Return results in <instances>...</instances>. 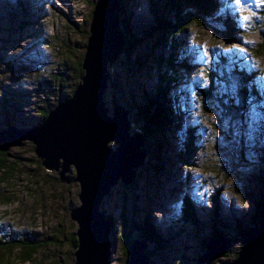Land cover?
I'll return each instance as SVG.
<instances>
[{
    "label": "rangeland",
    "instance_id": "374dc122",
    "mask_svg": "<svg viewBox=\"0 0 264 264\" xmlns=\"http://www.w3.org/2000/svg\"><path fill=\"white\" fill-rule=\"evenodd\" d=\"M98 1L0 0V141L11 144V172L0 183V238L11 248L0 249V264H76L78 223L71 210L81 205L80 184H64L58 172L45 169L26 131L42 123L41 110L56 108L82 82L76 67L87 52ZM162 1L120 0L127 44L108 64L111 78L104 101L110 115L115 105L128 112L134 123L130 134L135 135L142 130L134 121V104L155 100L162 74L170 80L166 95L177 97L173 107L179 105L181 117L172 126L165 122L159 135L154 129L142 131L145 163L134 167L130 184L119 179L101 202V212L114 222L109 264H128L124 221L142 222L147 215L161 236L159 247L151 246L153 264H199L206 239L219 231L235 243L225 256L202 264L231 263L242 246L238 232L243 228L238 226H254L264 201V102L258 104L264 100V0H215L211 16L181 28L174 53L169 42L141 36L153 27L157 14L173 22L174 7L162 8ZM175 3L182 4V11L195 7L186 0ZM227 18L230 32L216 29V22L223 27ZM162 55L171 62L159 63ZM185 61L190 67L183 66ZM248 70L256 78L247 86L259 98L248 93L243 116L231 122L218 99L229 104L237 100L239 77L234 73ZM206 93L215 98L208 100ZM108 146L118 144L112 140ZM70 176H76L74 166ZM20 240L42 244L34 260L22 261L16 247Z\"/></svg>",
    "mask_w": 264,
    "mask_h": 264
},
{
    "label": "water",
    "instance_id": "95a60500",
    "mask_svg": "<svg viewBox=\"0 0 264 264\" xmlns=\"http://www.w3.org/2000/svg\"><path fill=\"white\" fill-rule=\"evenodd\" d=\"M119 6L120 0L97 2L83 59L82 82L73 96L60 101L40 126L26 131L45 169L58 172L64 184H80L81 205L71 210L78 223L76 264H109L112 220L101 212V202L119 179L130 184L136 174L134 167L147 159L141 151L142 131L130 134L134 123L128 120V112L115 105L110 115L104 101L111 78L108 64L115 62L124 47L117 19ZM11 130L12 127L7 133ZM112 140H116V148L108 146ZM10 145L8 139L1 138L0 151L7 152ZM73 166L75 177L70 176ZM238 236L242 238V248L236 259L227 264H264V205L259 222L243 228ZM231 244L223 237L212 239L199 264L224 255ZM147 248L149 245L134 233L129 241L128 264H149L144 252Z\"/></svg>",
    "mask_w": 264,
    "mask_h": 264
},
{
    "label": "trees",
    "instance_id": "16d2710c",
    "mask_svg": "<svg viewBox=\"0 0 264 264\" xmlns=\"http://www.w3.org/2000/svg\"><path fill=\"white\" fill-rule=\"evenodd\" d=\"M175 1L176 0H170L167 3L166 0H163L162 6H161L162 8L174 7V14H173L174 20H173V22H171V20H167L166 17L162 16V14H157L155 24L153 25V27L151 29H147L146 31H142V33H141V36L143 39H146L148 37H155V39H157V40L160 39V41L164 44H167L169 42L168 47L171 48L173 53L175 52V49L177 50L180 47L181 41L178 40L177 36H178L181 28H185L188 24L193 23V22H197L199 24L202 23V21L207 19V18H204L202 15H204L206 17L211 16L212 14H211L210 10L213 9L214 3H215V0H186V1L193 2L195 7H194V9H191V10L187 9V10L182 11V4H180V3L176 4ZM215 6H216V4H215ZM197 9L202 10L203 13L198 12ZM119 16L120 15L118 14L117 19H118L119 23L121 24L120 30L122 31V33L124 35V33H126V29L124 27V22L122 20H119ZM217 18H220V14H219V16H217ZM225 22H226V25L223 24V27L221 26L220 22H216V24H217L216 29H219V28L223 29L224 28L226 30V28H227V30L230 32V28H231L230 20H228V18H227L225 20ZM161 31L169 33L170 38L167 39V37L163 36L161 34ZM138 36H140V34ZM123 41H124V46H125L127 44V38H123ZM136 44H137V41H136ZM262 49L260 48L257 50L259 54L262 53ZM173 53H172V56H174ZM158 58L160 61L159 63H163V61H165L166 63L171 62L170 59H167L163 55L158 57ZM173 66H174V64H173ZM183 66L185 68L190 67L189 63H187L186 61L183 62ZM76 68L79 72V75L83 76L85 73V71L83 69V61L80 62L79 66H77ZM170 68L172 69V67H170ZM214 73L215 72H213V75H214ZM218 74L219 73H217V75ZM235 74L239 77V90H238L237 100L232 101L231 104H229V103H226V101L224 99H221V98L218 99V101L223 105V108L225 109L226 116L232 115L231 117H229V120L231 122H237L243 116L244 107L246 105L247 100L250 98L248 93L251 94V96L255 95L254 97L257 100L259 98V92L257 90H254V89L252 91L247 86V83H249L252 79L256 78L255 72L253 70H248L247 73H245L244 71H241L239 73L238 72L234 73V75ZM234 75L232 74V75H230V77L232 78ZM54 79H55V81L58 82L59 85H62V83H63L62 77L57 76ZM213 79H214V77H213ZM213 79L211 80V83H213ZM158 80L159 81L155 85V89L157 90L155 100L154 101L149 100V101L145 102L144 104L142 103L141 105H137V103L134 104L135 106H137V111L135 113L136 117L134 118V121L140 125L139 128L146 134L153 132L152 130L154 129V130H156L155 134L159 135L160 131L164 128L163 124H165V122H167L168 125L170 124V126H172L174 124V121L179 120V118L181 117L179 105L176 107H173V105H176L177 97L175 98V96L173 95V98H170V97H168V95H166L167 94V85L170 84V80L168 78H165L162 74L158 75ZM236 82H238V81H236ZM49 87L50 86L47 85L46 91H49L48 90ZM205 96L208 100H212L215 98V95L213 93H206ZM263 102H264V100L259 99L258 104L263 103ZM50 111H51L50 109L49 110H41L39 115H41L42 122L47 118ZM40 125H38V126H40ZM157 130H160V131L157 132ZM189 143H191V141H188L186 143V145H184V153L186 155H188V152L191 150ZM141 151L144 152L142 150V148H141ZM180 159L182 160V159H186V158H184L183 155L180 154ZM185 163H188L187 159L185 160ZM10 172L11 171H10V163H9V152L0 151V178H1L0 183L5 182L6 180L9 179V173ZM7 199H9V198H7ZM185 203L188 204L187 201ZM263 205H264V201L258 207L257 217H256L254 225L257 222H259V220H260V210H261ZM191 208L193 209V207H191ZM190 222H192V221H190ZM113 223L114 222L112 220V228L114 225ZM124 226L127 230L126 236H125V242H126L125 244H126L127 254L129 255V241L131 239V236L135 233L138 235L139 240H144L149 245V248H147L144 252L149 258V262H150L149 264H153L152 257L150 256L151 250H152V248L156 249L159 247L161 236L159 234H157V231H156L157 229L155 228L153 222L150 220L149 215H147L146 219H144V221H142V222H136L132 218L125 219ZM238 227H239V230L242 228H246V227H243L242 225H239ZM219 237H223L224 239H229L232 241V243H235V242H233L234 240L232 237H230L229 235H226L224 233L220 234V231L218 232V234H215L214 237L211 238V240L214 238H219ZM207 239L204 243V249L205 250L207 249V244L211 241V240H207ZM10 244H11L10 242H6L2 238H0V249L2 251L5 249H10L11 248ZM16 244H18V245H16V247L20 248V250H21L20 258H22V261L24 263H26L27 261L34 260L33 255L42 246V244L37 242V241H24V242H22L20 240V241H17ZM242 244H243V241H242ZM73 246L75 248L78 246V238H76V237L73 239ZM151 246H152V248H151ZM241 248H242V246H241ZM3 258H5V257H3ZM8 260H9V258H8Z\"/></svg>",
    "mask_w": 264,
    "mask_h": 264
},
{
    "label": "bare ground",
    "instance_id": "6f19581e",
    "mask_svg": "<svg viewBox=\"0 0 264 264\" xmlns=\"http://www.w3.org/2000/svg\"><path fill=\"white\" fill-rule=\"evenodd\" d=\"M28 141H29V140H28ZM112 254H113V253H112ZM225 255H226V254H224V255H222V256H225ZM222 256H220V257H222ZM220 257H219V258H220ZM216 259H217V258H216Z\"/></svg>",
    "mask_w": 264,
    "mask_h": 264
},
{
    "label": "snow or ice",
    "instance_id": "6c2138e0",
    "mask_svg": "<svg viewBox=\"0 0 264 264\" xmlns=\"http://www.w3.org/2000/svg\"><path fill=\"white\" fill-rule=\"evenodd\" d=\"M245 19H247V17H245Z\"/></svg>",
    "mask_w": 264,
    "mask_h": 264
}]
</instances>
